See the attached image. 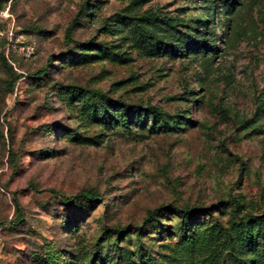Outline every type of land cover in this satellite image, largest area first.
<instances>
[{"label":"rangeland","instance_id":"374dc122","mask_svg":"<svg viewBox=\"0 0 264 264\" xmlns=\"http://www.w3.org/2000/svg\"><path fill=\"white\" fill-rule=\"evenodd\" d=\"M263 215L264 0H0V264H264Z\"/></svg>","mask_w":264,"mask_h":264},{"label":"trees","instance_id":"16d2710c","mask_svg":"<svg viewBox=\"0 0 264 264\" xmlns=\"http://www.w3.org/2000/svg\"><path fill=\"white\" fill-rule=\"evenodd\" d=\"M83 5H84V3L82 2L80 5V8L83 7ZM79 14L80 13L77 12V16ZM69 31H70L69 27H66L64 30L65 37L68 36ZM90 92L99 98H105L104 93H102L100 91L92 90ZM151 111H153V110H151ZM81 195L83 197H85L87 199V201H93V203L97 202L98 198H96L91 191H84V193H81ZM162 212H170V213L174 214L178 218L180 224L185 225L188 220H190L192 217H194L195 215L198 214L199 210L197 207H193V206L177 207V206H174L172 204H166L164 206H159V207H156L152 210L147 211L146 220L149 222H152L154 220V216L156 214H160ZM105 231L108 233L116 234L115 238H118L121 235V233H116L115 231H112L111 229H106ZM128 260H129L128 257L125 255V261L127 262Z\"/></svg>","mask_w":264,"mask_h":264},{"label":"built area","instance_id":"2783aa9c","mask_svg":"<svg viewBox=\"0 0 264 264\" xmlns=\"http://www.w3.org/2000/svg\"><path fill=\"white\" fill-rule=\"evenodd\" d=\"M25 52H26L27 54H30V53H31V49L28 48V47H25Z\"/></svg>","mask_w":264,"mask_h":264}]
</instances>
